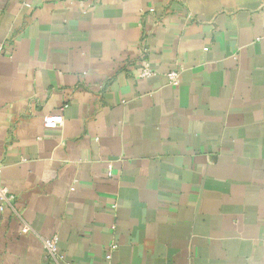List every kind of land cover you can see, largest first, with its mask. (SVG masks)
<instances>
[{
	"label": "crops",
	"instance_id": "1",
	"mask_svg": "<svg viewBox=\"0 0 264 264\" xmlns=\"http://www.w3.org/2000/svg\"><path fill=\"white\" fill-rule=\"evenodd\" d=\"M0 162V264H264V0H0Z\"/></svg>",
	"mask_w": 264,
	"mask_h": 264
},
{
	"label": "built area",
	"instance_id": "2",
	"mask_svg": "<svg viewBox=\"0 0 264 264\" xmlns=\"http://www.w3.org/2000/svg\"><path fill=\"white\" fill-rule=\"evenodd\" d=\"M155 72L150 67L148 63H144L140 69L139 75L142 77L153 75ZM168 79L170 83L173 84H179L180 83V71L177 69L171 70L167 73ZM62 116L60 114H48L44 117V126L46 128H57L62 124ZM112 166H109L108 169V175H112ZM2 178V163L0 162V211H4V209L8 206H10L13 196L10 193L8 187L4 186L1 182ZM28 227L24 226L22 228V232H27ZM58 235L53 234L50 237H45L42 239L44 250L47 255H50L52 257L62 258L61 253L59 252L58 247ZM116 248V245L114 243H111L107 251L105 253V261L104 264H112V251Z\"/></svg>",
	"mask_w": 264,
	"mask_h": 264
}]
</instances>
